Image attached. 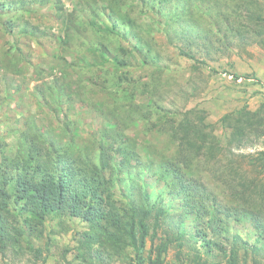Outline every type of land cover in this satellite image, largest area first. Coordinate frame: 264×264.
I'll return each instance as SVG.
<instances>
[{
  "label": "rangeland",
  "instance_id": "obj_1",
  "mask_svg": "<svg viewBox=\"0 0 264 264\" xmlns=\"http://www.w3.org/2000/svg\"><path fill=\"white\" fill-rule=\"evenodd\" d=\"M109 1L96 0L93 8L86 0H24L20 13L0 8V163L9 159L7 170L15 177L30 144L47 154V145L34 138L35 133L70 141L73 150L92 142L98 149L100 143L110 148L118 144L111 131L116 128L127 138L123 145L132 147L143 163L157 164L164 154L179 155L180 163L174 162L182 164L181 171L192 181L204 184L197 198L214 210L200 223L201 218L184 213L175 192L161 194L170 231L182 234L181 245L174 241L162 264H192L189 257L196 252L208 262H223L219 245L228 250L234 235L240 237V261L246 249L244 264H264V215L259 226L245 214L252 209L231 198L224 182L235 168L239 173L233 176L246 178L248 185L251 180L258 187L264 184V172L250 165L251 157L264 151V0H197L192 8L200 14L194 16L196 40L190 47L177 39V27L167 25L169 11L164 9L162 15L138 0ZM217 4L226 21L214 11ZM93 11L98 16L91 23ZM124 17L132 26L119 25ZM187 47L189 57L182 54ZM151 53L157 57L152 59ZM123 69V82L116 84L115 74ZM151 79L157 83L154 94ZM185 114L199 131L193 143L205 139L206 148L198 155L185 148L184 131L175 133L170 124ZM236 127L246 131L240 141L237 134L231 138ZM213 148L216 156H207ZM130 166L134 175L139 166ZM115 175L127 177L124 169ZM137 176L139 180L128 177L138 183L131 190L136 194L141 188L161 190L162 178L146 171ZM115 190L117 197L123 192L118 185ZM258 207L263 208V202ZM25 216H8L21 231L20 242L0 250V264H140L130 247L115 254L98 243L83 248L81 234L88 226L80 217L60 213L49 215L42 225H29ZM212 216L220 219L215 233L207 224ZM151 233L150 228L143 256ZM207 240L213 242L211 250ZM253 245L258 252H251ZM84 250L91 262L84 260Z\"/></svg>",
  "mask_w": 264,
  "mask_h": 264
},
{
  "label": "trees",
  "instance_id": "obj_2",
  "mask_svg": "<svg viewBox=\"0 0 264 264\" xmlns=\"http://www.w3.org/2000/svg\"><path fill=\"white\" fill-rule=\"evenodd\" d=\"M23 1L0 0V8L10 11L16 10L17 12ZM86 1L93 8H96V0ZM138 1L145 8H156L157 13L162 15H164V9L166 12L169 11V15L164 19L168 21L167 25L178 28L177 39L189 47L195 42L196 35L193 26L197 19L194 16L197 17L195 14L199 12H193L192 4L197 0ZM155 2L158 4L156 5ZM113 3L115 1H109L110 5H114ZM214 11L226 21V16L221 10L222 14L219 12L218 4ZM16 12L9 18L10 24L15 19ZM20 12L19 10L18 13ZM91 16V23H93L98 15L93 11ZM236 17H240V13ZM118 23L119 25L126 23L128 26H132V22L127 17L120 19ZM93 30H96V28L93 27ZM138 40L142 41L145 39L139 37ZM143 45L147 47L146 51H150L149 44L143 43ZM189 47L182 49L184 56L189 57L192 54ZM149 56L152 59L157 57V55H152V53ZM121 67L125 69L124 60H122ZM124 69L119 74H115L114 79L116 80V84H122L123 80L120 78H124L125 76ZM156 81L158 82L157 78ZM149 84L150 91L154 94L157 83L151 79ZM124 92H126L125 89ZM123 106L125 109L128 107L127 111L132 110L124 103L122 104ZM245 113L252 115L250 112ZM188 120H191V115L185 114L176 124L173 122H170V124L173 132L184 131L181 139L186 137L187 144L185 148H187L190 154L195 153L198 155L206 148L204 145L205 139H201L200 144L193 143L194 139L197 138L196 133L199 131ZM111 131L114 141L117 140L118 142L115 147L114 144L110 148L108 145L100 143L98 149H94V143L92 142L90 145H86V147H78L75 150L71 149L72 143L70 144V141L62 142L61 138L55 136H49L50 139H47L45 135L35 133L34 138L47 145L48 153L44 155L42 150L38 151V149H34L32 144H30L25 157H20L23 164L15 171V173L17 172L15 177L11 175L13 172L7 170L9 167L8 162L10 161L9 159L5 161L4 157V160L0 163L1 251L6 247H14L20 242L19 234L21 231L11 225L12 221L8 220L9 215L25 213L24 221L27 224L42 225L45 218L49 215L68 213L71 216L80 217L82 221L87 223V230L81 234V239L83 237L81 241L83 248L88 249L93 244L98 243L99 247L104 246L105 248H109L110 252H114L113 254H115L125 247H130L140 264L145 261L148 264H162V256L167 252L169 246L176 240L181 245L179 239L182 238V234L171 232L166 222L167 204L164 201V197H162L163 192H175L180 197L184 213L187 211L188 213H193L197 219L201 218L200 223H203L202 217L204 215L208 213L209 215H214V210L205 205L204 201L197 198V195L201 191H204V184L199 181H192L181 171V168H183L181 167L182 164L175 163L179 162L176 161L179 155L172 157L164 154L160 156V162L157 164H151V162L147 161L143 163L139 159V156L135 154L136 151L131 147L130 143L129 146L131 148L123 145L127 143V138L119 136L116 128ZM244 133L246 131L243 127H236L231 138H235V134H237L236 138L240 141V137ZM180 144L182 145V142ZM209 147L210 145H208ZM181 150L182 146H180L179 151L181 152ZM214 152L215 149L213 148V152L206 154L207 156L215 157L216 155H213ZM188 158L187 162L192 163L193 157L188 156ZM112 160L113 163L111 162ZM131 163H135L140 167V171H138L139 167L135 168L134 175H131ZM145 164L146 166H144ZM140 165H143V167ZM250 165L254 169L260 167V171L259 169L258 171L264 172V151H258L255 157L252 156ZM184 167L189 168L190 166L186 164ZM120 169H124L126 172L127 177L124 179L115 175L117 172L120 173ZM234 169H229V172H231L228 173L229 175L231 174L230 178L224 179L231 198L243 205H247L250 210L252 209L251 211H246L245 214L250 216L259 226H263L262 215H264V207L260 209L258 206L261 202L264 204V184L258 187L255 184L257 182L251 180V185H248L246 178L241 177V179L240 177L233 176L234 173L232 172L239 173ZM142 171H146L149 175L157 177L158 180L162 178L160 191L157 189L156 193L155 189H152L149 193L145 188H141L138 194L134 190L131 191L132 186L137 181L133 183V180H128V177L132 176L136 180H139L140 177L138 178L137 174L140 175ZM116 185L123 191L119 197L115 193ZM11 202L15 205L11 206ZM16 204H18V209L16 208ZM213 217L209 218L210 222L208 221L207 224L212 228L211 232L215 233L218 220L220 219ZM150 228L152 230L150 246L146 250V256H143ZM159 228L161 232L160 236H158ZM262 231H260L261 238L264 236ZM156 237L159 238V241L155 243ZM238 241L240 242V237L234 235L233 243L228 250L219 245V250L225 258L223 262H208L207 259L197 252L189 257V261L192 264H244L246 249H243L244 255L240 261L239 248H237ZM212 244V241H206L205 246L207 250H211L210 246ZM258 249L254 245L250 247L251 252H258ZM84 251L88 255V257H84V260L91 262L90 254H88L87 250ZM103 252L110 253L107 250ZM176 256L181 262L180 250H177Z\"/></svg>",
  "mask_w": 264,
  "mask_h": 264
}]
</instances>
